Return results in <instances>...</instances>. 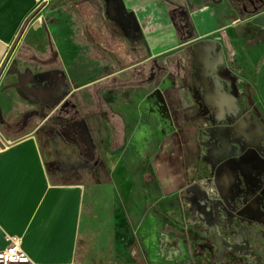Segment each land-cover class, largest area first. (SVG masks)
<instances>
[{
	"label": "rangeland",
	"instance_id": "374dc122",
	"mask_svg": "<svg viewBox=\"0 0 264 264\" xmlns=\"http://www.w3.org/2000/svg\"><path fill=\"white\" fill-rule=\"evenodd\" d=\"M74 1L41 2L32 19L33 29L23 32L11 47L0 70L1 134L8 140L36 134L46 152V136L66 134L72 124L64 120L78 115L81 121L73 125L78 127L77 137L85 135L80 133L84 126L91 142L81 136L83 160L75 174L66 172L69 167L60 172L51 169L52 180L91 184L100 219L108 218L111 182L118 190L123 216L127 203H135L136 195L128 190L131 184L161 186L159 198L150 190L151 198L143 212L147 222L142 228L157 230L161 236L169 232L173 238L146 250L147 258H153L154 264H221L214 251L206 255L194 245L204 241L197 220L205 224L210 220L207 197L201 205L197 191L205 188L213 197L217 187L230 192L240 184L247 197L253 192L252 186L262 185L264 26L253 22L257 15L228 0L215 12L224 15L219 31L210 29L204 40L190 35L184 46L162 49L155 58L121 72L125 65L113 62L110 53L89 51L83 30L71 13ZM168 1L176 2L178 18L179 11L196 10L189 0ZM215 4L214 0H203V5ZM74 36L81 41L77 48L81 64L87 68L81 77L66 79L71 91L76 92L54 111L22 99L18 91L26 72L60 69L67 74L68 68L76 67L71 60L76 48L71 44ZM107 74L110 93L122 92L114 100L115 95L108 94L112 107L122 112L121 122L108 117L109 100L103 97L104 88H97L104 84L101 80ZM129 101V105L139 107L128 119L131 111L125 113L120 106ZM221 167L223 172L219 173ZM189 198L195 200L191 206L186 202ZM169 200L175 219L163 207V201ZM251 219L240 225L250 226L249 251L259 256L255 264H264V228L258 218ZM247 248L239 254L227 251L223 263L239 260V264H246Z\"/></svg>",
	"mask_w": 264,
	"mask_h": 264
},
{
	"label": "crops",
	"instance_id": "0c3cea01",
	"mask_svg": "<svg viewBox=\"0 0 264 264\" xmlns=\"http://www.w3.org/2000/svg\"><path fill=\"white\" fill-rule=\"evenodd\" d=\"M44 1L0 0V70L22 33L33 29V16ZM189 1L196 10L179 11L180 18L176 2L168 0H76L71 4V13L83 30L89 51L97 50L107 56L110 53L113 62L125 65L120 70L123 72L155 58L162 49L184 46L190 35L204 40L211 34L210 29L222 28L224 15L215 12L228 0H214V7L203 5V0ZM80 43L79 37L71 40L76 47L71 60L77 65L68 68L67 74L60 69L26 72L22 76L24 85L18 91L22 99L29 104L37 103L42 109L60 108L76 92L71 91L66 79H76L87 72L77 48ZM101 82L104 84L97 88H104L103 97L109 100L108 117L121 122L122 112L112 107L108 98L111 92L106 87L108 74ZM154 88L162 90L160 86ZM119 93L122 92L110 93L115 95L112 99ZM129 103L120 106L125 113L131 111L126 115L128 119L139 107ZM71 124L66 134L56 132L46 136V152L36 134L11 140L5 137L10 144L0 149V251L8 246L7 236H17L30 258L27 264H154L153 258H147L146 250L173 238L169 232L161 236L157 230L142 228L147 222L143 212L151 198L150 190L152 196L159 198L161 186L131 184L128 190L136 195L135 203H127V207L124 204L127 214L123 216L118 190L113 189L111 182L108 218L100 219L96 191L91 184L52 180L53 170L60 172L69 167L66 172L75 174L83 160L82 139L91 142L84 126L79 129L85 135L77 137L78 127ZM170 201H163V207L175 219L177 216H171L174 207Z\"/></svg>",
	"mask_w": 264,
	"mask_h": 264
},
{
	"label": "flooded vegetation",
	"instance_id": "af4514ba",
	"mask_svg": "<svg viewBox=\"0 0 264 264\" xmlns=\"http://www.w3.org/2000/svg\"><path fill=\"white\" fill-rule=\"evenodd\" d=\"M234 1L241 4L242 9L248 13H253L255 16L264 13V0ZM78 121L81 120L76 117L71 123ZM58 123L61 124L62 122ZM220 172H223V167L220 168ZM239 185L235 184L230 192H224V189L217 187L218 191L213 197L205 188L202 189V192L197 191L199 193L197 197H200L199 203L201 205L204 204V197H207L206 211L210 216V220L208 219L207 224L203 223L202 220H197L201 223V239L204 241L202 245L199 243L194 245L196 248H201L203 253L206 252V255L214 251L220 257L221 264H224L227 251L232 250L234 254H239L240 252L243 253L242 249L244 247H248L245 251L248 258L246 264H255L259 259V256L252 255L249 251L250 226L244 225L241 227L240 222H249V220H252L251 217L253 219L258 218L261 229L264 228V179L261 186H252L253 192L248 194L247 197ZM186 202L191 206L195 200L189 198ZM204 249L205 251H203ZM232 264H239V260L232 262Z\"/></svg>",
	"mask_w": 264,
	"mask_h": 264
},
{
	"label": "built area",
	"instance_id": "2783aa9c",
	"mask_svg": "<svg viewBox=\"0 0 264 264\" xmlns=\"http://www.w3.org/2000/svg\"><path fill=\"white\" fill-rule=\"evenodd\" d=\"M0 141L4 148L10 144L4 135L0 132ZM3 147L0 146V149ZM8 246L0 251V264H27L30 258L21 245V239L17 236H7Z\"/></svg>",
	"mask_w": 264,
	"mask_h": 264
},
{
	"label": "water",
	"instance_id": "95a60500",
	"mask_svg": "<svg viewBox=\"0 0 264 264\" xmlns=\"http://www.w3.org/2000/svg\"><path fill=\"white\" fill-rule=\"evenodd\" d=\"M253 22L256 24V25H260V26H264V13L263 14H259L257 15ZM0 146L4 148V145L1 143L0 141Z\"/></svg>",
	"mask_w": 264,
	"mask_h": 264
},
{
	"label": "trees",
	"instance_id": "16d2710c",
	"mask_svg": "<svg viewBox=\"0 0 264 264\" xmlns=\"http://www.w3.org/2000/svg\"><path fill=\"white\" fill-rule=\"evenodd\" d=\"M100 100H101V98H100ZM64 104H66V102ZM64 104L58 110H60L64 106ZM76 117H78V115H76V116L73 115L72 117H67L66 120H64V123L69 125V124H71V122L73 121V119L76 118Z\"/></svg>",
	"mask_w": 264,
	"mask_h": 264
}]
</instances>
